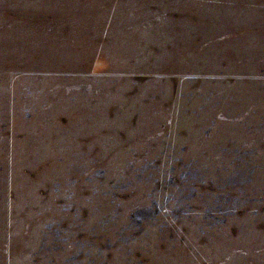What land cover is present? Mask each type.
<instances>
[{
  "label": "rangeland",
  "instance_id": "374dc122",
  "mask_svg": "<svg viewBox=\"0 0 264 264\" xmlns=\"http://www.w3.org/2000/svg\"><path fill=\"white\" fill-rule=\"evenodd\" d=\"M0 264H264V0H0Z\"/></svg>",
  "mask_w": 264,
  "mask_h": 264
}]
</instances>
